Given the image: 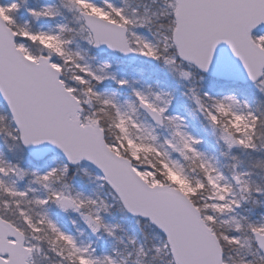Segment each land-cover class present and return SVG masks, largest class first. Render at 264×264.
Listing matches in <instances>:
<instances>
[{
  "label": "snow or ice",
  "instance_id": "obj_1",
  "mask_svg": "<svg viewBox=\"0 0 264 264\" xmlns=\"http://www.w3.org/2000/svg\"><path fill=\"white\" fill-rule=\"evenodd\" d=\"M262 28L264 0H0V264H264Z\"/></svg>",
  "mask_w": 264,
  "mask_h": 264
},
{
  "label": "trees",
  "instance_id": "obj_2",
  "mask_svg": "<svg viewBox=\"0 0 264 264\" xmlns=\"http://www.w3.org/2000/svg\"><path fill=\"white\" fill-rule=\"evenodd\" d=\"M114 213H115V215H114V219L117 220V221H119V220L121 219L120 213L115 212V210H114ZM124 218H125V217H124ZM125 220H126L127 223L122 222V223L124 224V226H125L129 231L134 230V225H133V222H132L131 218H125Z\"/></svg>",
  "mask_w": 264,
  "mask_h": 264
},
{
  "label": "rangeland",
  "instance_id": "obj_3",
  "mask_svg": "<svg viewBox=\"0 0 264 264\" xmlns=\"http://www.w3.org/2000/svg\"><path fill=\"white\" fill-rule=\"evenodd\" d=\"M45 2H51V0H27V3H28L29 6H38L39 4L45 3ZM115 59H120V58L119 57H115ZM114 215H115V213H114ZM119 221L127 223L123 216H121V219Z\"/></svg>",
  "mask_w": 264,
  "mask_h": 264
},
{
  "label": "water",
  "instance_id": "obj_4",
  "mask_svg": "<svg viewBox=\"0 0 264 264\" xmlns=\"http://www.w3.org/2000/svg\"><path fill=\"white\" fill-rule=\"evenodd\" d=\"M258 30H264V28H262V29H258Z\"/></svg>",
  "mask_w": 264,
  "mask_h": 264
}]
</instances>
